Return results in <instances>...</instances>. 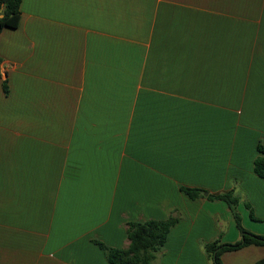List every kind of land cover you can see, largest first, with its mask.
Listing matches in <instances>:
<instances>
[{"label":"crops","instance_id":"1","mask_svg":"<svg viewBox=\"0 0 264 264\" xmlns=\"http://www.w3.org/2000/svg\"><path fill=\"white\" fill-rule=\"evenodd\" d=\"M21 13L0 34V264H110L96 241L125 248L129 222L172 215L153 264H214L206 246L242 235L208 198L226 191L264 236V0H22ZM220 259L258 264L264 246Z\"/></svg>","mask_w":264,"mask_h":264},{"label":"trees","instance_id":"2","mask_svg":"<svg viewBox=\"0 0 264 264\" xmlns=\"http://www.w3.org/2000/svg\"><path fill=\"white\" fill-rule=\"evenodd\" d=\"M22 0H0V34L6 28H17L21 18ZM2 15V16H1ZM0 57V75H1ZM5 89L6 86L4 85ZM259 152L264 154V149L259 146ZM255 173L264 178V156L259 157L254 166ZM182 192L191 199H197L205 190L200 188L181 187ZM210 200H222L228 203L229 207L234 211V217L237 226L241 232V240L235 244H220L215 241L206 246V251L214 264H223L221 261L222 254L230 251L239 250L245 246H264V236L255 235L246 230L241 223V217L236 211L238 198L233 192H221L218 194H209ZM178 219L172 215L164 221L149 220L144 223L129 222L127 224V236L129 244L125 248H110L102 242L96 241L104 251L110 264H153L155 255L160 252L168 238L169 232L177 223ZM258 264H264V259Z\"/></svg>","mask_w":264,"mask_h":264},{"label":"water","instance_id":"3","mask_svg":"<svg viewBox=\"0 0 264 264\" xmlns=\"http://www.w3.org/2000/svg\"><path fill=\"white\" fill-rule=\"evenodd\" d=\"M2 16V15H1Z\"/></svg>","mask_w":264,"mask_h":264}]
</instances>
